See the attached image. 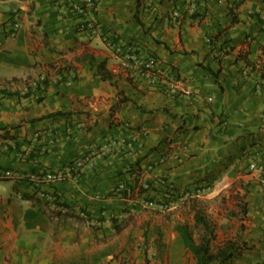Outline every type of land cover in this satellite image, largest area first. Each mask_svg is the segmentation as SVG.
Wrapping results in <instances>:
<instances>
[{
    "label": "crops",
    "instance_id": "obj_1",
    "mask_svg": "<svg viewBox=\"0 0 264 264\" xmlns=\"http://www.w3.org/2000/svg\"><path fill=\"white\" fill-rule=\"evenodd\" d=\"M98 3L102 33L159 58L176 91L126 67L55 0H0V264H195L176 230L181 210L143 207L140 181L162 192V181L185 190L219 179L241 186L248 203V248L227 264H264V198L248 176L252 152H264V0H200L195 16L187 0ZM16 11L22 27L12 36ZM85 55L106 58L113 80ZM52 65L73 84L51 77L41 101L11 91L57 75ZM123 135L136 136L138 148L104 150ZM70 169L76 179L32 180ZM122 184L135 195L118 197ZM43 194L70 209L63 224L27 199L54 209Z\"/></svg>",
    "mask_w": 264,
    "mask_h": 264
},
{
    "label": "built area",
    "instance_id": "obj_2",
    "mask_svg": "<svg viewBox=\"0 0 264 264\" xmlns=\"http://www.w3.org/2000/svg\"><path fill=\"white\" fill-rule=\"evenodd\" d=\"M55 2L61 6L63 10H65L69 15L73 16L76 21V26L80 32L88 33L91 36H99L101 37L104 44L109 49H114L116 53L119 52L121 55L123 64L130 68L134 66L138 69L139 73L150 81L152 86L158 88H164L168 92L176 91L175 82L166 83L163 79L165 74V66L164 63L157 57L154 56H146L141 54L138 50L139 46L134 43H127L116 45L114 35L109 32H103L100 24L96 20V12L98 10V0H55ZM199 2L200 0H187L186 11L190 16H194L199 11ZM174 19H180L181 13L179 11L174 12ZM22 27L21 18L19 15V11H16L13 20L11 21V30L10 34L13 36L17 33ZM208 42L211 44L212 40L209 39ZM51 77L55 78V82H59L65 80L64 77L60 75L50 76L48 74H42L37 78H34L29 81L28 88L27 86H23L22 88H17L15 86H11V91L17 93L20 97L31 96L37 101L41 98L43 89L47 85L48 81ZM74 82V78H70L65 80V84L67 86H71ZM113 146H123V147H113ZM139 146V142L136 136H128L123 135L119 138H115L110 140L106 145H104V150L112 151L116 148H123L126 152H133ZM252 159L249 163V172L253 177L254 181L259 186V192L264 198V152L255 150L252 152ZM85 163L83 161H77L74 165L75 171L80 170L84 167ZM73 170H68L63 173H55V172H47L43 177L38 178L37 176H33L35 182L38 184H46V183H55L62 182L67 179H76V176L73 175ZM8 176V175H7ZM165 190L156 192L151 185H149L146 181H140V187L146 194V196L140 198V203L145 208H156L160 211H171L176 209L179 205L184 204L186 202H190V200L194 198H198L201 196L204 191L201 187H194L185 190H179L176 186L171 183L163 182ZM134 187L124 186L123 184L116 190V195L120 198L129 199L135 195ZM2 188L0 186V193ZM43 198H45L48 202L55 201L49 195L43 194ZM60 210L63 213H69L70 209L65 206H60ZM85 218L86 216L83 215ZM105 218V217H104ZM109 220V219H106ZM87 223L92 227H100L103 222L102 221H90Z\"/></svg>",
    "mask_w": 264,
    "mask_h": 264
},
{
    "label": "trees",
    "instance_id": "obj_3",
    "mask_svg": "<svg viewBox=\"0 0 264 264\" xmlns=\"http://www.w3.org/2000/svg\"><path fill=\"white\" fill-rule=\"evenodd\" d=\"M139 2L140 0H137V3ZM84 59L91 64L92 68H96V73L102 80H113L114 74L108 69V60L106 58L100 59L85 55ZM51 69L56 74L60 73L57 71V66L52 65ZM28 83L29 81L25 83L27 88ZM39 100L41 101L42 98ZM126 100L128 99L124 101ZM135 170L134 172L138 173L136 179L139 180L141 169ZM27 199L31 200L34 206H41L51 223L57 221L63 224L69 217V213H63L60 210L62 204L60 205L57 199L54 201V209L50 207L49 203L44 204L34 197H28ZM235 202L236 205L230 211L228 218L237 220L240 222V226L235 233H230L223 241H220L218 223L208 214L205 203L198 198L190 200L189 206L194 216L192 220L179 224L176 230L181 235L187 251L193 254L196 261L195 264H227L237 254H241L248 248L249 243L243 238L246 229L244 222L248 218L246 195L242 196L238 193L235 197ZM116 230H119V225H116Z\"/></svg>",
    "mask_w": 264,
    "mask_h": 264
},
{
    "label": "rangeland",
    "instance_id": "obj_4",
    "mask_svg": "<svg viewBox=\"0 0 264 264\" xmlns=\"http://www.w3.org/2000/svg\"><path fill=\"white\" fill-rule=\"evenodd\" d=\"M248 176L250 177V173H248ZM251 177L250 180L252 181L253 178L251 179ZM221 180L222 179H219L215 184L212 183V185L207 187L204 186V191L198 199L205 203L208 214L218 223L220 241H223L231 233V230L232 233H235L238 229L236 223L233 220L231 221L228 219V217L230 211L236 205V193H239L240 195L245 193L242 191L241 186L236 192L233 186L228 185L225 182L223 183ZM248 186H250V184H247V187ZM189 203L190 202H186L176 208V210H181V213L183 214L181 218L182 220H185V222L192 219Z\"/></svg>",
    "mask_w": 264,
    "mask_h": 264
}]
</instances>
